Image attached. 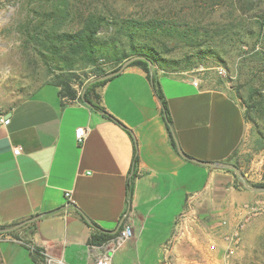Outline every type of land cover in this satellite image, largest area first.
I'll return each mask as SVG.
<instances>
[{
    "label": "crops",
    "instance_id": "obj_1",
    "mask_svg": "<svg viewBox=\"0 0 264 264\" xmlns=\"http://www.w3.org/2000/svg\"><path fill=\"white\" fill-rule=\"evenodd\" d=\"M192 79L156 76L174 143L153 82L137 66L95 88L92 102L105 113L65 103L50 84L0 107L9 121L0 124V229L35 218L13 230L30 244L3 234L6 264H33L34 247L44 250L48 264H99L105 255L109 264H162L171 242L184 239L195 222L203 224L209 195L214 201L224 194L220 180L231 174L189 159L238 162L243 170L250 126L232 91L201 80L194 86ZM77 128L86 130L81 143ZM254 165L256 157L250 169ZM196 177L204 182L193 189ZM121 221V228L132 226L133 236L111 254L114 238L96 240L112 235Z\"/></svg>",
    "mask_w": 264,
    "mask_h": 264
},
{
    "label": "rangeland",
    "instance_id": "obj_2",
    "mask_svg": "<svg viewBox=\"0 0 264 264\" xmlns=\"http://www.w3.org/2000/svg\"><path fill=\"white\" fill-rule=\"evenodd\" d=\"M75 1L80 9L96 7L109 11V14L113 12L117 16L139 19L178 18L182 23L200 25L213 31L234 29L237 24L235 31L238 35L234 39L216 34L211 42L205 44L210 52L215 51L216 54L207 53L199 59L191 57L195 50L178 36L161 38L158 52L171 64L165 65V70L159 72L194 77L197 81L232 91L244 113L248 109L246 102L250 89L264 93V57L256 54L264 50V38L259 33V26L264 27V0ZM30 8L25 0H0L1 108L14 104L51 81L52 75L47 71L45 59L28 47L24 48L19 26ZM189 55V61L193 63L186 67ZM97 64L105 73L116 67L103 59H99ZM76 75L74 88L78 93L82 91L80 84L85 86L97 79L92 73V66H80ZM251 117V121L246 120L250 130L245 148L249 151L243 158V170L238 162L232 165L238 168L248 187L254 188L253 185L264 182V149H260L258 135L264 123L258 119L256 112H252ZM255 157L256 165L250 169ZM229 173V178L220 180V184L227 189L224 194L215 195L219 200L213 201L214 194L209 195L211 201L202 210L204 223L195 222L191 233L184 239L171 242L162 264H264V192L248 190L231 170ZM203 182L204 177H196L193 189H198ZM15 232L0 233V240L6 237L3 234H7L24 246L30 244L24 236ZM21 252L28 257L25 250ZM33 252L38 254L35 259L32 258ZM29 255L33 264H48L44 250L40 248L30 249ZM0 264H6L1 250Z\"/></svg>",
    "mask_w": 264,
    "mask_h": 264
},
{
    "label": "trees",
    "instance_id": "obj_3",
    "mask_svg": "<svg viewBox=\"0 0 264 264\" xmlns=\"http://www.w3.org/2000/svg\"><path fill=\"white\" fill-rule=\"evenodd\" d=\"M29 9L24 22L19 26L21 35L24 38V48L31 49L35 54L43 57L47 71L52 75L51 81L46 84L59 88V96L65 103L75 101L88 103L94 110L104 112L92 98L96 87H102L109 80H100L101 76L116 72L127 59L134 56H141L153 62L152 68L147 62L137 60L130 66L140 67L153 82L154 93L159 100L162 112L165 115L169 136L174 143V137L170 128L166 102L158 87L156 76L159 70H165V65L171 63L161 58L158 49V41L168 36H178L187 41L186 44L195 54L191 57L200 58L201 55L210 52L206 43L211 42L214 36L220 35L224 38L234 39L237 34L232 28L223 30H209L200 25L182 23L181 19L148 18L139 19L132 17H121L109 11H102L96 7L80 9L75 0H25ZM260 35L264 38V27L259 26ZM210 31H213L210 32ZM262 38V39H263ZM264 57V50L256 52ZM99 59L110 62L116 66L113 70L105 73L97 64ZM187 56L186 67L193 62ZM80 66H92V73L97 79L82 86L81 95L74 88L78 76L76 70ZM166 73V72H165ZM247 111L244 113L245 120L253 119L251 113L256 112L258 119L264 123V93L254 88L250 89ZM260 149H264V128L258 132ZM229 172V171H228ZM256 189H264V182L253 185ZM114 235L101 234L97 243H103L115 238ZM32 258L35 259L36 252ZM41 257V256H40ZM36 263V261H35Z\"/></svg>",
    "mask_w": 264,
    "mask_h": 264
},
{
    "label": "water",
    "instance_id": "obj_4",
    "mask_svg": "<svg viewBox=\"0 0 264 264\" xmlns=\"http://www.w3.org/2000/svg\"><path fill=\"white\" fill-rule=\"evenodd\" d=\"M137 60H142V61H145L147 62V64L149 65V67H152L153 66V62L150 60V59H147L145 57H141V56H134L132 58H129L127 59L125 62H123V64L120 66V68L114 72V73H110V74H107L103 77L100 78V80L102 81H105V80H109L111 79L112 77L118 75L119 73H121L122 71H124L132 62L134 61H137ZM88 104V103H86ZM178 152L181 156H183L181 150L179 149L178 147ZM191 162L195 163V164H198V165H202V166H207V167H210V168H223V169H226V170H231L234 175L239 178L241 180V182L243 183L244 187L247 188L248 190L250 191H263L264 192V189H256V188H250L248 187L247 183L245 182L242 174L239 172L238 168L234 165H231V164H214V163H206V162H201V161H197V160H193V159H189ZM35 218L27 221V222H23V223H20L18 225H15L11 228H1L0 229V233H7V232H10V231H13V230H17L21 227H23L24 225H26L27 223H30L32 221H34ZM122 224V221L119 223V225L117 226V228L111 232L112 235H114L116 232H118L120 226Z\"/></svg>",
    "mask_w": 264,
    "mask_h": 264
},
{
    "label": "built area",
    "instance_id": "obj_5",
    "mask_svg": "<svg viewBox=\"0 0 264 264\" xmlns=\"http://www.w3.org/2000/svg\"><path fill=\"white\" fill-rule=\"evenodd\" d=\"M193 85L197 86L198 85V81L192 79ZM9 123V121L7 119H4L3 117H0V124L1 125H7ZM86 135V130L84 128H77L75 130V139L77 140L78 143L83 142L84 138ZM20 153V149H15L14 150V154L18 155ZM67 198L70 197L69 193L65 194ZM133 236L132 233V226L130 224L124 223L122 225L121 231L119 232V234L112 239L111 241H109V244L112 246L110 252L111 254H113L115 252V250L128 238H131ZM110 262V257L109 255H105L103 257V259H101L99 264H109Z\"/></svg>",
    "mask_w": 264,
    "mask_h": 264
}]
</instances>
